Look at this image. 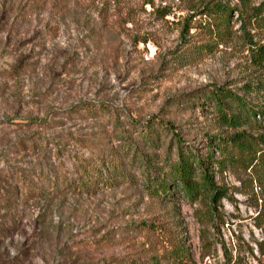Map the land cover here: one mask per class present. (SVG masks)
<instances>
[{
    "label": "rangeland",
    "instance_id": "374dc122",
    "mask_svg": "<svg viewBox=\"0 0 264 264\" xmlns=\"http://www.w3.org/2000/svg\"><path fill=\"white\" fill-rule=\"evenodd\" d=\"M213 2L227 18L202 13ZM257 61L264 0H0V264H175L173 245L189 264L264 261L262 146L227 161L264 117L230 128L206 98L262 103L242 88ZM180 146L213 201L147 186Z\"/></svg>",
    "mask_w": 264,
    "mask_h": 264
},
{
    "label": "trees",
    "instance_id": "16d2710c",
    "mask_svg": "<svg viewBox=\"0 0 264 264\" xmlns=\"http://www.w3.org/2000/svg\"><path fill=\"white\" fill-rule=\"evenodd\" d=\"M231 9L221 4L220 2L211 3L210 7H204L203 12L205 15L208 11H214L222 13L224 18H227ZM208 33L209 37L219 36L220 31H212L209 25L204 28ZM257 65L260 66L264 73V61L261 63L257 61ZM244 89V94L257 96L256 100L259 99L262 103H256L250 101V99L237 95L229 89L215 87L214 90L208 91V96L206 97L210 102L213 103V110L215 111L216 119L224 126L230 128H240L244 126H250V124L255 123L254 116L264 117V80L257 81L253 84H246L242 86ZM154 120V121H153ZM156 122L155 119L151 120ZM146 131L151 129L150 123L146 122ZM163 126H167L164 124ZM225 140V139H224ZM227 161L239 160L234 155L229 152L230 148H235L237 152H242L243 150H250V144L258 145L255 156V151L252 154L255 163L259 164L262 171L264 179V140L255 139L243 131L235 132L227 137ZM219 151L222 149L218 148ZM196 157L192 155L189 151L184 150L181 146L178 147L176 159L169 164L167 174L162 176H151L148 177L149 188L153 190L155 194L166 193L169 190V185L178 186V190L183 193L186 199L190 202H194L198 197L208 198L211 201L214 200L216 194L218 193L217 188L214 187L211 176L207 172V165L200 159H197L196 165L193 163ZM218 163V162H217ZM194 166L200 168L199 173L194 171ZM202 169V170H201ZM168 177V180L166 179ZM170 178V179H169ZM170 180V181H169ZM175 183L177 185H175ZM264 242L259 241L257 243V249L260 256L264 257ZM170 252H175L173 259L175 264H189L186 260H178V258L183 256V251L173 245ZM227 264H241L238 260L227 261ZM260 264H264L262 261Z\"/></svg>",
    "mask_w": 264,
    "mask_h": 264
}]
</instances>
